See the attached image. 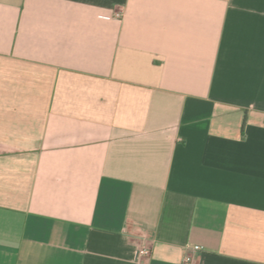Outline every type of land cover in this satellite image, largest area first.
<instances>
[{
  "label": "crops",
  "instance_id": "1",
  "mask_svg": "<svg viewBox=\"0 0 264 264\" xmlns=\"http://www.w3.org/2000/svg\"><path fill=\"white\" fill-rule=\"evenodd\" d=\"M143 246L264 264V0H0V264Z\"/></svg>",
  "mask_w": 264,
  "mask_h": 264
},
{
  "label": "built area",
  "instance_id": "2",
  "mask_svg": "<svg viewBox=\"0 0 264 264\" xmlns=\"http://www.w3.org/2000/svg\"><path fill=\"white\" fill-rule=\"evenodd\" d=\"M125 14V7L123 5H119L118 8L113 13V18L120 19ZM151 256V248L149 246H143L139 249L138 257H137V264H147V259ZM193 257L188 255L185 260L184 264H191Z\"/></svg>",
  "mask_w": 264,
  "mask_h": 264
}]
</instances>
